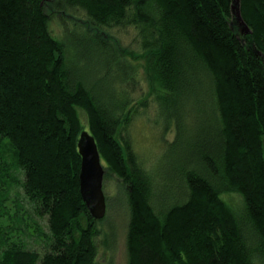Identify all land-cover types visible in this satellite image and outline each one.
<instances>
[{
  "label": "trees",
  "instance_id": "trees-1",
  "mask_svg": "<svg viewBox=\"0 0 264 264\" xmlns=\"http://www.w3.org/2000/svg\"><path fill=\"white\" fill-rule=\"evenodd\" d=\"M136 3L0 0V152L11 145L24 195L49 229L37 228L46 240L42 252L13 240L4 224L14 221L7 195L17 179L0 155V264H96L104 219L91 215L80 191L78 143L86 128L128 193L127 264L264 259V0H241L248 33L233 0H156L147 18ZM77 10L91 31L68 36ZM51 18L61 21L67 40L53 35ZM128 23L141 27L143 53L125 56L145 61L146 99L154 97L161 117L155 121L162 132L172 123L176 129L152 166L122 135L136 105L120 87L135 79L103 32ZM198 118L207 121L195 129ZM230 191L243 197L241 220L222 197ZM154 203L167 206L159 211ZM16 205L24 219L25 208Z\"/></svg>",
  "mask_w": 264,
  "mask_h": 264
},
{
  "label": "rangeland",
  "instance_id": "rangeland-1",
  "mask_svg": "<svg viewBox=\"0 0 264 264\" xmlns=\"http://www.w3.org/2000/svg\"><path fill=\"white\" fill-rule=\"evenodd\" d=\"M155 5L156 0H137L136 3L138 13L140 16L142 15L146 18L147 16H153V14H155ZM135 12L136 9L133 7L130 10V16H134ZM70 14H72V16L68 17V22L66 24L68 36H70L71 32H76V35L83 36L86 34L85 30L88 32L91 31L89 24L86 23V14L83 11H72ZM140 25L144 26L145 24L140 22ZM50 27L56 38H67L65 29H62V23L58 18H51ZM103 32L107 33L105 36L110 38L107 39V42H111L114 45L119 58L126 59L125 61L131 65L128 75H133L135 79L134 82H123V85L121 84L122 86L120 87L122 92H124V96L129 97L130 104L134 103L136 105L132 121L126 130L123 129L122 135L125 138L129 137L128 140L131 142L141 160L145 164L152 166L167 152V149L170 147L168 144H171L175 140L176 129L175 124L172 123L167 130L162 132V129H164L162 123L159 124L155 121L161 122V117L159 116L158 106L154 101V97L146 99V95L149 93L151 86L145 71V61L140 59H135L134 61L131 57L125 56V53L133 52L135 56L141 57L143 53L141 45L143 39L141 27L136 24L128 23L126 26L103 28ZM70 57L72 56L70 55ZM72 59L74 62L76 61L75 57ZM98 73V75L101 76L102 72L98 71ZM111 80L110 77L108 81L111 82V84H117L116 80L118 79L115 81ZM142 99H145L144 102L146 105L138 104ZM204 120L207 121V118H203V120L198 118L194 124L189 120L188 123L191 126L193 124L195 129H199L200 126L203 127V124L206 123ZM84 123V127H86L85 120ZM87 129L88 128H86V130ZM4 144L5 146L3 147V151L0 152V155H3L13 166L11 173L17 179L16 183L11 184L7 195L9 199L7 203L10 207L11 215L14 217V221H6L4 225L12 226L14 231H12L10 235L15 234L13 240H22L29 250L42 252L45 249L46 240L42 236L41 231L39 232L37 228L42 227L43 230L48 233V221L46 218H40L33 212L34 210L25 197L21 183L19 182L23 179L24 173L14 166L15 154L10 147L11 145L7 143ZM164 160H166V158H164ZM102 164L105 168L103 191L106 196L107 213L103 222L98 225L99 233L96 237V264H127L129 260L127 237L130 219L128 193L125 185L118 176L114 173L107 172L104 161H102ZM162 165H166V162ZM222 197L240 220L245 218V203L243 197L238 192L230 191L225 193ZM15 202H19V204L25 208V210L21 208L20 211V217L24 219L18 218L19 212L15 207L17 206ZM154 202L158 203V201ZM164 205L165 207L167 206L166 204ZM164 205H157L154 203L155 208L159 211L162 210ZM16 235L20 237L18 238ZM258 262L259 264H264V259H259Z\"/></svg>",
  "mask_w": 264,
  "mask_h": 264
},
{
  "label": "water",
  "instance_id": "water-1",
  "mask_svg": "<svg viewBox=\"0 0 264 264\" xmlns=\"http://www.w3.org/2000/svg\"><path fill=\"white\" fill-rule=\"evenodd\" d=\"M241 0H233L232 10L238 21L250 32L241 13ZM79 152L82 157L80 171V191L91 215L103 220L107 213L106 196L103 191L105 168L95 137L87 130L81 133Z\"/></svg>",
  "mask_w": 264,
  "mask_h": 264
}]
</instances>
